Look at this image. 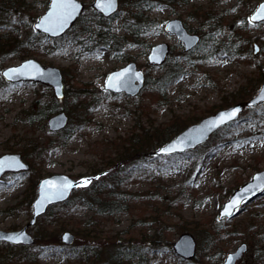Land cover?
<instances>
[{"label": "rangeland", "instance_id": "rangeland-1", "mask_svg": "<svg viewBox=\"0 0 264 264\" xmlns=\"http://www.w3.org/2000/svg\"><path fill=\"white\" fill-rule=\"evenodd\" d=\"M28 1L21 11L0 0V40L6 48L33 33L31 16L38 17L49 4ZM82 1L87 28L74 24L60 37L45 36L31 55L21 56L26 46L0 52V71L28 57L60 67L65 96L57 99L55 112L69 116L67 134L50 131L47 119L29 121L25 111L51 102L52 87L8 82L0 73V155L19 152L30 165L0 178V229L26 226L39 180L55 172L87 178V186L114 175V187L102 193L117 199L109 193L123 191L117 199L123 208L97 213L96 205L84 199L87 186L77 189L27 227L33 244L0 241L4 264H29L22 259L26 253L35 259L31 264H81L72 249L87 246L101 254L85 264H108L117 248L134 246L141 248L142 260L133 257L131 264H222L243 242L247 248L237 264H264V192L232 218L217 219L232 191L264 169V103L245 109L239 120L194 150L155 155L152 149L155 134L175 123L187 127L239 101L246 86L255 90L245 98L257 92L264 81V22L249 23L248 16L261 0H155L152 8L142 0L141 9L137 0H119L118 11L103 22H97L94 0ZM173 17L202 36L200 46L184 50L165 29ZM132 28L141 33L135 35ZM254 40L260 45L256 54ZM163 41L171 46L169 57L160 66L150 65V46ZM130 60L146 72L141 91L131 96L105 89L108 73ZM176 67L178 77L163 90L158 79ZM144 130L148 142L134 146ZM137 149L143 150L142 159ZM65 230L75 233L73 244L61 240ZM185 232L197 243L195 255L187 259L173 249Z\"/></svg>", "mask_w": 264, "mask_h": 264}, {"label": "water", "instance_id": "water-1", "mask_svg": "<svg viewBox=\"0 0 264 264\" xmlns=\"http://www.w3.org/2000/svg\"><path fill=\"white\" fill-rule=\"evenodd\" d=\"M74 2L79 5L78 9L75 13H73L72 18L68 21V24L62 29L58 30L55 34L52 32H46L43 28H37L36 25L39 24L42 18L48 15L49 12L52 11V0H49L48 7L46 10L41 13L37 20L34 22V28L40 32L44 33L50 37H58L64 34L77 20L84 9V2L82 0H74ZM261 4H264V0H261L255 9L250 13L249 18L256 12ZM92 6L100 12L103 16H110L118 10L119 0H115L114 8L109 11H102L97 7V0L92 2ZM264 20H257L253 23L262 22ZM165 29L171 33L175 34L178 39L182 42L183 48L188 51L194 48L200 41L201 36L198 33L189 31L186 27L184 21L179 17H173L167 20L165 23ZM254 53L259 51V45L257 42L253 43ZM171 47L166 42H158L151 45L150 50L147 54L148 63L151 65H162L169 53ZM31 65H35L38 69V72L31 68ZM24 66H29L26 71L27 74H12L10 73L11 69H19L24 68ZM129 70L125 73L124 76L120 77L118 80L113 81V86L108 87V81L110 77L115 76L116 74L125 72V70ZM5 73H9L12 76L9 79L8 75ZM137 74L139 78H137ZM1 75L3 78L9 82H17V81H34L40 83H46L52 87L54 95L62 99L65 95L64 92V81H63V73L60 67L55 65H45L40 60L35 57H28L21 60L17 64L9 65L1 69ZM146 79L145 71L138 67V64L135 60H131L127 62L124 66L114 69L110 71L105 80V89L110 90L112 92H124L128 95L134 96L137 95L142 87L144 86ZM264 90V81L259 86L257 92L250 96L247 99L237 101L229 106L220 108L214 111L211 114H208L202 117L197 122H193L189 124L187 127L178 132L174 137L166 141L165 143L158 146L154 153L156 155H167L173 153H182L187 150L195 149L197 146L205 143L211 135L220 129L222 126L237 120L240 117V114L244 111L246 107L257 106L264 102V100L260 99L261 91ZM233 108L239 109L238 114L233 120L226 121L224 124L219 125L218 127L208 128L207 125L215 120L221 113L230 112ZM69 120V116L64 110L57 111L50 115L47 118V126L51 131H58L67 126ZM175 145V150L170 152H163L162 149L170 148ZM0 164L3 167H0V177L6 172H18L22 170H28L30 165L22 158V155L19 152H9L0 155ZM23 165V167H21ZM256 177H260L262 179L257 180ZM68 180L72 182L73 187H71L67 192H65L62 198L53 196L49 199H42V188L44 186L45 181H52L54 185L47 189L48 193H53L56 191V187H58L64 180ZM84 178H76L66 173H52L41 178L38 182L37 195L32 202V215L30 221L19 230H3L0 229V241H5L11 244H23V245H31L34 243L35 238L27 231V227L36 222L37 217L45 213L50 205L63 202L67 200L71 193L80 188L76 185H79ZM256 184H264V169L256 171L253 173L250 179L242 183L240 186L236 187L232 193L229 195L228 199L223 203L218 212V219H222L223 217L231 218L238 214L242 208V204L252 200L254 197L260 195L263 191L259 189H251L248 192H244L245 188H249L250 185ZM241 198L243 203H241L237 208L230 209L231 215L225 214V206H227L234 198ZM11 237L12 239H9ZM76 239L75 233L65 230L61 234V240L66 244H73ZM197 247V243L195 237L188 232L182 233L178 239L173 243L174 251L183 258H190L195 255V250ZM247 248V244L245 242L241 243L236 250L228 252L225 260L222 264H236L238 259H240Z\"/></svg>", "mask_w": 264, "mask_h": 264}, {"label": "trees", "instance_id": "trees-1", "mask_svg": "<svg viewBox=\"0 0 264 264\" xmlns=\"http://www.w3.org/2000/svg\"><path fill=\"white\" fill-rule=\"evenodd\" d=\"M143 1H147L148 2V5H147V8H152L153 7V4L155 3V0H143ZM140 2V3H139ZM7 3V2H6ZM31 2H29L28 0H10V5H8V7L10 9H19L21 11H23V9H25L28 5H30ZM141 3H142V0H137L136 2V6H140V9H141ZM0 8H1V3H0ZM137 14V13H136ZM95 16L97 17V22L101 21H105V20H102L101 18H104L102 15H100L99 13H95ZM84 17L81 15L78 20L75 22V24H82V21L84 20L83 19ZM110 18V17H108ZM31 19L32 21L33 20H36L37 19V15H33L31 16ZM125 23H128V22H125ZM85 28H87L86 25L82 24ZM133 33L135 35H139L141 32L140 30L136 29V28H132ZM33 33H30L28 35H26L21 41L17 40L15 42H12L10 48H6L4 46V44L2 43V41L0 40V52H7V51H12V50H19V48H22L24 46H26V48L22 51L20 50V53L22 54L21 56H27V55H31L33 54L34 52V49H36L38 46H39V43L45 39V35L43 34H40L38 32H36L35 30L32 31ZM140 32V33H139ZM110 40L111 41H116L117 38L114 37V35H111L109 36ZM112 38V39H111ZM14 40V39H12ZM118 41V40H117ZM203 41V39L201 40V42ZM255 41V40H254ZM109 42V41H108ZM201 42L197 45V46H200ZM253 43V42H252ZM196 46V47H197ZM195 47V48H196ZM2 60H0V64L2 65ZM179 68L176 67V68H171L169 70H167L166 72H164L161 76V78H159L158 80L160 81V84H159V87H161L163 90L164 88L169 85L170 83H172L174 80H176V78L178 77V73H179ZM261 79H264L263 76L261 77ZM246 89L244 91H242L239 99L240 100H243L245 99V97L247 95H250L251 93H253V91L255 90V88H253L252 86L248 87L246 86L245 87ZM56 101H57V98L54 96H52L51 98V102H49L48 104L46 103H38L37 104V108H33L31 109L30 111L27 110L25 112H28L26 113V116L28 118L29 121H33L34 119L36 120H41L43 121L44 119H47L52 113L55 112V106H56ZM193 121V120H192ZM191 123V122H189ZM188 123H184L183 125L181 124H177L175 123L173 126L170 127V129H167V130H163L160 134H155L156 136V143L154 144V147L152 148V146H150V149H155L156 146L166 142L167 140L171 139L173 136H175L179 131H181ZM68 127V126H67ZM67 127L63 130H61V133L65 134L67 132ZM67 134V133H66ZM68 136V135H67ZM146 131H142V135L140 136L141 138L138 139L136 138L134 140V146H137V143H140L143 142V141H147L148 142V138L149 137H146ZM145 144V143H144ZM139 146V145H138ZM138 148V147H137ZM135 151H139L138 153V158L137 159H142V155H143V150L141 149H137ZM131 156V155H130ZM114 178V175H108L106 177H103L102 179H99L97 181H95V183L92 184V186H87L85 187V189H87V193H86V197L84 198V194H82V197L84 199L87 200V202L89 203V205L91 206H94L96 205V210H97V213H104L106 210L108 212L110 211H120L123 207L122 205L123 204H119L117 199L119 200V197H121V195L119 194L120 192H123V191H112L111 193H109L110 195L112 196H116L117 199H110L108 197V194L106 196H104V193H102L109 185L111 187H114V182H113V178ZM116 179V178H115ZM116 182V181H115ZM114 190V188L112 189ZM126 198V194L124 193V197L123 199ZM134 246V245H133ZM72 250H74V254H76V256L78 258H80L82 260V262L84 263H81V264H85L86 261L88 260H94V262H96L97 260H99V255L101 254V251H97L95 249V247H84V248H80V249H75L73 248ZM117 251H115V254L114 256H112V258H110L108 264H131L130 260L133 258V257H137V258H140L141 259V256L142 253H141V248H135L134 247H131V248H123V249H120V248H117L116 249ZM128 255V256H127ZM32 256L31 254L29 253H26V255L24 254L23 255V260H28V263L31 264L32 262L35 261V259L33 257H30ZM21 260V259H19ZM107 260V259H106ZM139 261V259H138ZM16 262V260H15ZM22 262V260H21ZM93 262V263H94ZM17 263V262H16ZM0 264H4V260L0 258Z\"/></svg>", "mask_w": 264, "mask_h": 264}, {"label": "snow or ice", "instance_id": "snow-or-ice-1", "mask_svg": "<svg viewBox=\"0 0 264 264\" xmlns=\"http://www.w3.org/2000/svg\"><path fill=\"white\" fill-rule=\"evenodd\" d=\"M115 0H97V7L100 8L102 11H109L114 8ZM52 11L48 13V15L44 16L39 24L36 25L37 28H43L46 32H52L56 33L58 30H62L67 24L68 21L72 18L73 13L76 12L79 5H77L74 0H52ZM257 20H264V4H261L259 8L256 10V12L249 18V23H253ZM29 66H24V68L19 69H11L10 73L12 74H20L25 75L27 74L26 69ZM31 68L36 70L38 72V69L35 65H31ZM129 70H125V72L116 74L113 77L109 78L108 81V87L113 86V81L120 79V77L124 76L125 73ZM5 75L9 76V79L12 78L9 73H5ZM137 78H139V75L137 74ZM260 99L264 100V90L261 91ZM239 109L233 108L230 112H223L221 113L215 120L211 121L207 127L213 128L218 127L219 125L224 124L226 121L233 120L236 115L238 114ZM175 150V145L171 146L170 148H164L162 149L163 152H170ZM0 167H3L2 164H0ZM23 167V165H21ZM98 179V178H97ZM257 180H260L262 178L256 177ZM91 181L85 178L81 181L79 185H76L77 187H83L90 184ZM54 185V182L52 181H45L44 186L42 188V199H51L53 196L62 198L71 187H73L72 182L68 180H64L58 187H56V191L53 193H48L47 189L49 187H52ZM251 189H259L264 191V184H256V185H250L249 188H245L244 192H248ZM243 203V200L239 197L234 198L227 206H225V214L231 215L230 209L237 208L239 205ZM9 239H12L9 237Z\"/></svg>", "mask_w": 264, "mask_h": 264}]
</instances>
